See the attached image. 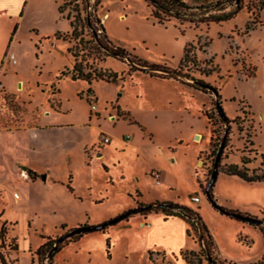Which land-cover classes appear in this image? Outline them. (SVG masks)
I'll list each match as a JSON object with an SVG mask.
<instances>
[{"label": "rangeland", "instance_id": "rangeland-1", "mask_svg": "<svg viewBox=\"0 0 264 264\" xmlns=\"http://www.w3.org/2000/svg\"><path fill=\"white\" fill-rule=\"evenodd\" d=\"M184 1L196 16L242 9L220 24L198 25L174 18L159 24L145 0H101L96 6L95 0L72 1L62 13L64 0H23L17 14L0 11V214L9 223L5 252L12 236L18 244L6 264H39L35 251L47 238L156 200L199 213L213 243L209 258L217 264L250 262L263 253L256 226L222 214L205 189L228 129L210 189L213 202L264 220V212L252 216L223 204L227 188L238 182L223 173L226 166L264 173V0ZM88 13L101 37L100 25L104 28L103 41L123 48L126 56L108 57L96 42L86 43ZM70 21L82 32L81 43L70 35ZM73 53L83 73H116L117 80L73 81ZM137 59L168 68L172 78L152 76L165 72L144 71ZM194 81L219 96L227 126L216 94ZM154 171L160 185L151 178ZM145 217L109 227L106 235H84L51 260L49 252L42 264H208L207 247L189 224L187 250L171 255L168 239L150 250L139 226ZM247 231L252 242L243 238Z\"/></svg>", "mask_w": 264, "mask_h": 264}, {"label": "trees", "instance_id": "trees-1", "mask_svg": "<svg viewBox=\"0 0 264 264\" xmlns=\"http://www.w3.org/2000/svg\"><path fill=\"white\" fill-rule=\"evenodd\" d=\"M72 1L85 2L86 0H64V3L61 4V6L59 8V12L62 13L64 5L67 4L68 2H72ZM100 1L101 0H95L93 6L98 5V3ZM145 1L153 7V10L151 11V16L159 24H162L164 21H169L170 18H174L175 20H177L181 23H190V24H194V25L211 24V23L220 24L222 22H225V21L232 19L242 9L240 5H237L233 11L228 12V13H222V14H217V15L211 14L208 16H205L206 13H201L199 16H196L194 14L189 13V10H191L192 8L189 7L184 0H145ZM221 10H223V9H221ZM67 19L69 20L68 17H67ZM92 19H93L92 14L88 13L86 15L85 20H86L87 28L91 31L90 32L91 40H88L86 43H88L90 41L96 42V45L98 47H101L107 51L106 56H108V57L117 58V57L126 56L127 54L123 48H119V47L114 48L112 46H108V45H110L109 42L103 41L104 39H106L105 30L100 25L101 35H103V36L101 37L100 35H98L97 34L98 29L95 27L94 21ZM96 22L99 23V20H96ZM247 29H248V27H247ZM70 30H71L70 35L74 39H79V42L81 43L83 41V38L80 37L82 35L81 34L82 32L78 33L77 27L72 21H70ZM57 39H60L59 35H57ZM62 39L64 40V37H62ZM67 51H68V53H71L72 49L68 48ZM72 57L74 58V61H75L74 65L72 67V70H71V79L73 81L81 80V81L87 82L88 84H91V82L93 80H95V81L102 80V81L114 83L118 78L116 73H109V74H105V73L92 74L91 72L83 73L82 69H81L80 62H77L78 55L73 53ZM134 58H136V57L134 56ZM183 61H188V54L187 53H185V55L183 57ZM137 66H139L144 71L145 70H155V71L165 72V75L164 74H151L152 76H155V77H158L161 79L172 78L168 68H165L163 66L155 65V64H149V63H147L145 61H141L139 59H137ZM132 71H135V70L130 66L129 72H132ZM61 75L64 76V73L62 72ZM241 163L245 164L246 159L242 158ZM223 173L226 174L227 176L237 177L239 180H241L245 183H250V184L251 183H264V173H262L261 175H258L255 173L249 174L247 169L239 168L236 164H230V165L226 166L224 168ZM28 175H29L30 179H33V175H35V174L32 171H28ZM69 190L72 191L70 188H69ZM209 197H210V200H208V201L211 203V201H213L212 194H209ZM158 213L163 214L164 220H167L169 218H182V219H184L193 228V230L197 234V236H198V230H197V227H198L201 234L203 235L204 242L206 245L205 247H207L206 249H207L208 255L209 256L211 255L212 246H213L211 235L208 231V228L206 227V225L202 221L199 213L194 211V210H191L187 207H184V206H181L179 204L172 203V202H153L150 204H143L141 202H139V203L136 202V208L129 209V210L123 212L122 214L117 215L116 217L109 219L107 221H104L98 225H87V224L80 225L78 227L69 229L64 235H62L61 237H59L56 240H51L50 238H47L46 242L37 248V250L35 251V255L38 257L39 264H42V260L47 255H49V252H52V254L49 255V260H51L53 255L55 253H57L58 251H60L64 246H66L69 243L79 241L84 235L96 233V232L107 234V229L109 227L117 225L118 223H121V222H126L129 220V218H131L135 215L145 217V216L150 215V214H158ZM0 216H1V214H0ZM231 219H234V218H231ZM113 220H114V222H112ZM193 221H195L194 222L195 224L193 223ZM261 221L264 222V220H261ZM108 223H109V225L105 226ZM6 224H9V223L5 222V221L2 222L1 228H0V264H6L7 263L5 257H6V255H8V253L16 252L18 250L17 238H15L13 236L11 238V240L13 241V244H11V247H9V250H7V252H5V250H4V245H5V241H6L5 236L7 234V230L5 228ZM94 226H100V228L97 230L91 231V232H77L80 229L94 227ZM256 227L259 229L260 233L262 234V236L264 238V226L260 225V226H256ZM188 234L189 233L187 232V235ZM106 245L108 248L110 247L109 239H107ZM261 257H264V254ZM261 257H260V261H264V258H261ZM207 260H208V264H217L214 259L210 258ZM33 262L34 261H32V264H33ZM257 263H258V261H255L254 263H250V264H257ZM218 264H220V263H218ZM223 264H225V263H223Z\"/></svg>", "mask_w": 264, "mask_h": 264}, {"label": "crops", "instance_id": "crops-1", "mask_svg": "<svg viewBox=\"0 0 264 264\" xmlns=\"http://www.w3.org/2000/svg\"><path fill=\"white\" fill-rule=\"evenodd\" d=\"M24 4L26 3L24 2ZM22 5H23V0H0V11H6L5 9H11L10 11L12 13L17 14L20 11ZM119 142L121 144L126 145L125 142H122V141H119ZM97 155L104 156V153L99 152L97 153ZM28 171L33 172L32 169H27V172ZM21 180L25 181L22 178ZM236 181L238 182H232L233 184H231V186H229L227 190L225 191L226 199L223 202V204L227 205V207L231 210H235V211H238L244 214H249L252 216L261 215V213L264 212V183L249 184L239 179L238 180L236 179ZM100 202L101 201H97V203H100ZM154 202H159V201L156 200ZM141 203L150 204V203H144V202H141ZM134 217H139V215H136ZM145 218H146L145 220L142 219V222H145V223H140L139 226L144 229L143 231H145V236L147 237V244L150 250H153L155 247L159 245H164L165 244L163 243L164 239H168L169 244L174 245L173 248L170 246L169 247L170 249H168L171 252V255H176L180 251L187 250L185 249L184 244L188 238L187 236L188 223L184 219L169 218L167 220H164V217L159 214H150V215H147ZM1 219H2V222L5 221L3 220L2 216H1ZM252 229L259 230L257 227L252 228ZM246 233L248 235H245L243 238L246 240H250V242H252L251 238L253 237V235L249 234L250 231H247ZM261 239L264 242V238L262 234H261ZM243 242L244 244H246L245 241ZM166 250L162 249L161 251L167 253ZM12 253L13 252H10L8 253V255H6L5 259L7 262H9V259L13 260L11 258ZM263 254H264V251L258 258H260ZM257 259L250 261V262H241V261H229V262H231L232 264H250V263H254ZM88 262L90 263V259L88 260Z\"/></svg>", "mask_w": 264, "mask_h": 264}, {"label": "water", "instance_id": "water-1", "mask_svg": "<svg viewBox=\"0 0 264 264\" xmlns=\"http://www.w3.org/2000/svg\"><path fill=\"white\" fill-rule=\"evenodd\" d=\"M193 84L195 85H198L199 87L203 88V89H207V90H211L213 91V89L206 85V84H203L201 82H198V81H194ZM214 92V91H213ZM215 93V92H214ZM216 94V93H215ZM216 98H217V102H216V107H217V112L219 114V117L220 119L222 120V122L227 126L228 125V121H227V118L218 102L219 98H218V95L216 94ZM228 132V129H226V132H225V136L223 138V141L221 143V146L219 148V151L215 157V162H214V165H213V170H212V174H211V178H210V182L209 184L207 185L206 189H205V195L206 197L208 198V200H210V197H209V194H210V189L211 187L214 185L215 181H216V178L218 176V169H219V165H220V159H221V155H222V151L224 149V143H225V140H226V134ZM43 179H45V176H42ZM214 208H216L217 210H219L222 214L224 215H227V216H230L232 218H234L235 220H238L240 222H243V223H246V224H249V225H254V226H260V225H263L264 222L259 220V219H256V218H252L250 216H247V215H242L240 213H232V212H228L226 210H223L222 208L218 207L215 202L211 201L210 203ZM114 222V220L112 221ZM111 222V223H112ZM195 222V221H194ZM109 225L106 224L105 226ZM100 226H94V227H89V228H84V229H80L78 230L77 232H91V231H94V230H97L99 229ZM197 230L199 232V239H200V243L201 245L203 246V248L205 249V242H204V238H203V235L201 234L199 228L197 227ZM207 252V251H206ZM208 256V259L209 258V255L207 254Z\"/></svg>", "mask_w": 264, "mask_h": 264}, {"label": "built area", "instance_id": "built-area-1", "mask_svg": "<svg viewBox=\"0 0 264 264\" xmlns=\"http://www.w3.org/2000/svg\"><path fill=\"white\" fill-rule=\"evenodd\" d=\"M13 62H15V60H13ZM92 109L93 110H96V107L93 105L92 106ZM102 140H103L104 143H109V139L106 138V137H102ZM24 175H25V173L23 175H21V177L22 178H27V175H25V176ZM151 175H152L151 178L153 179V181L155 182V184L156 185H159L160 184V173L157 172V171H154V172H151ZM191 201L194 202V203H198L199 202V198L198 197H192L191 198ZM193 223H194V221H193ZM198 236H199V232H198Z\"/></svg>", "mask_w": 264, "mask_h": 264}]
</instances>
